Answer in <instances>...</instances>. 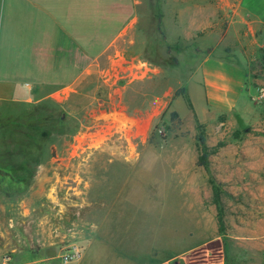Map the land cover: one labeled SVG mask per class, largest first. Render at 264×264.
<instances>
[{
  "label": "rangeland",
  "instance_id": "rangeland-1",
  "mask_svg": "<svg viewBox=\"0 0 264 264\" xmlns=\"http://www.w3.org/2000/svg\"><path fill=\"white\" fill-rule=\"evenodd\" d=\"M161 13L144 1L136 36L67 100L57 94L0 120V167L27 163L33 171L21 188L0 182V264L49 240L61 258L90 239L113 245L115 235L122 257L149 264L127 249L131 233L144 241L147 210L153 264L172 252L164 264H264V29L239 40L222 23L178 41L157 26ZM195 18H182V27ZM206 58L245 72L233 107L213 106L205 82L190 80ZM197 190L210 194L207 206L219 193L224 225L192 248L212 229L187 239L193 216L185 211L190 219L175 222L171 208L169 223L163 210Z\"/></svg>",
  "mask_w": 264,
  "mask_h": 264
},
{
  "label": "crops",
  "instance_id": "crops-1",
  "mask_svg": "<svg viewBox=\"0 0 264 264\" xmlns=\"http://www.w3.org/2000/svg\"><path fill=\"white\" fill-rule=\"evenodd\" d=\"M144 1L0 0V120L17 119L20 112L57 94L64 95L62 97L67 100L77 91L75 85L78 82L95 79L96 68L106 56L114 63V53L120 55L123 41L131 42L132 35L136 36ZM152 1L149 0L150 14L155 9L162 12L157 26H161L164 33H171L172 37L176 33L178 41L180 38L192 39L205 28L218 30L222 23L228 24L226 33L239 35V40L244 32L249 35L264 29V0H173L172 4H169L170 0H160L161 4L157 6ZM181 3H185L188 9H183ZM192 13L197 19L192 21L193 25L183 28L182 18ZM222 61L212 62L211 58H206L201 64V73L193 72L190 80L205 82L208 102L213 106L233 107L242 91L245 72L239 75V70ZM198 192L183 196L176 204H165L163 210L164 219L169 223H174L169 221L171 208L175 222L178 217L186 218L185 211L193 216L189 227L183 228L186 235L192 228L187 239L195 238L205 229H212L210 239L192 248L221 234L217 204L207 206L210 194L206 192L203 198ZM149 220L147 210L141 219L145 224L144 241L139 243V236L131 233V245L127 249L135 255L147 254L149 264H153L148 251L152 242ZM122 241L121 235H115L113 245L99 238L90 239L83 247L81 258L69 264L138 263L132 259L135 256L122 257L118 252L116 248L122 245ZM53 243L51 240L42 243L38 252L22 247L6 264H67L59 257ZM165 255L167 259L162 261L163 264L169 263L176 254Z\"/></svg>",
  "mask_w": 264,
  "mask_h": 264
},
{
  "label": "trees",
  "instance_id": "trees-1",
  "mask_svg": "<svg viewBox=\"0 0 264 264\" xmlns=\"http://www.w3.org/2000/svg\"><path fill=\"white\" fill-rule=\"evenodd\" d=\"M184 91V88H181L177 90L176 95H179ZM173 116L176 117L178 116L177 112H173ZM202 139H204L201 136ZM8 166L1 165L0 167V182L5 185V187L10 188L12 186L15 187H23L22 185H26V182H28L29 177L33 173L32 169L29 168V165L27 163H21L18 166H13L10 165L11 171H8ZM18 171H20V174H22V177L18 176ZM17 185V186H16ZM214 203L217 204V206L220 205V195L218 192H215V196L213 198ZM218 221H219V231L222 233L223 232V225H224V220L222 215L218 214Z\"/></svg>",
  "mask_w": 264,
  "mask_h": 264
},
{
  "label": "built area",
  "instance_id": "built-area-1",
  "mask_svg": "<svg viewBox=\"0 0 264 264\" xmlns=\"http://www.w3.org/2000/svg\"><path fill=\"white\" fill-rule=\"evenodd\" d=\"M83 253V247L74 245L71 248L67 249L62 255L61 258L63 262L70 263L81 258Z\"/></svg>",
  "mask_w": 264,
  "mask_h": 264
}]
</instances>
